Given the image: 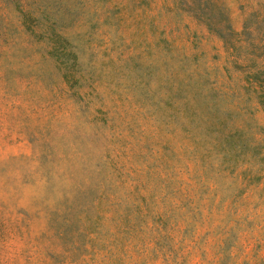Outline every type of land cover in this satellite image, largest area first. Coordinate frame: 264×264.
Masks as SVG:
<instances>
[{
  "label": "rangeland",
  "instance_id": "374dc122",
  "mask_svg": "<svg viewBox=\"0 0 264 264\" xmlns=\"http://www.w3.org/2000/svg\"><path fill=\"white\" fill-rule=\"evenodd\" d=\"M48 1L0 0V264H264V0Z\"/></svg>",
  "mask_w": 264,
  "mask_h": 264
},
{
  "label": "trees",
  "instance_id": "16d2710c",
  "mask_svg": "<svg viewBox=\"0 0 264 264\" xmlns=\"http://www.w3.org/2000/svg\"><path fill=\"white\" fill-rule=\"evenodd\" d=\"M10 1H12V4L16 6V9L20 11L22 14L26 15V17L29 15L30 9L34 11L36 10L35 15L33 16L34 18L33 20L36 23L40 21L42 22L48 21L49 23H51L56 19H58V18H51L50 11L53 8L48 7V3H49L48 0H40L39 2H35V3L31 2V0H10ZM63 48L64 46H61V49Z\"/></svg>",
  "mask_w": 264,
  "mask_h": 264
}]
</instances>
